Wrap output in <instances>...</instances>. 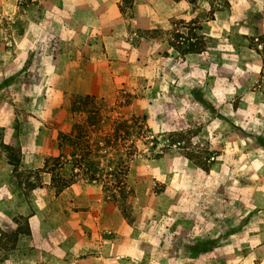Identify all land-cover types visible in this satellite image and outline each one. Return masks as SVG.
Segmentation results:
<instances>
[{
    "label": "rangeland",
    "instance_id": "1",
    "mask_svg": "<svg viewBox=\"0 0 264 264\" xmlns=\"http://www.w3.org/2000/svg\"><path fill=\"white\" fill-rule=\"evenodd\" d=\"M102 1L99 9L130 46L108 68L101 63V77L112 86L104 82L91 96L52 92L48 74L35 69L60 50L61 32L81 25L75 8L57 0H0V188L7 184L16 208L26 205L28 212L5 210L18 227L5 222L0 229L3 259L63 264L61 257L76 256L70 245L98 241L101 233L111 240L125 228L169 245L166 257L141 264H264V9L241 0H206L207 10L204 0H140L139 8L135 0ZM156 5L175 9L166 17L171 28L162 27ZM148 12L160 28L139 24L138 15ZM150 38L164 46L148 53L142 43ZM188 42L201 52L183 54L179 47ZM98 53L101 62L108 56L102 41ZM213 89L232 115L205 98ZM185 104L199 108L180 111ZM194 136H202L195 145ZM25 158L36 161L29 166ZM78 181L98 199L71 204L63 192ZM36 200L45 204L44 219L33 225ZM91 206L107 212L110 223L99 225Z\"/></svg>",
    "mask_w": 264,
    "mask_h": 264
},
{
    "label": "crops",
    "instance_id": "2",
    "mask_svg": "<svg viewBox=\"0 0 264 264\" xmlns=\"http://www.w3.org/2000/svg\"><path fill=\"white\" fill-rule=\"evenodd\" d=\"M63 7H74L75 11L82 17V23L76 26V29L67 30L60 33L59 43L60 50L55 54H46L42 61L35 65V69H44L48 74L46 80H51L49 89L53 92L55 88H62L67 92L77 95H100L102 85L107 83V87H111L110 78L108 76L101 77V63L108 68L116 60L123 59L128 54L129 44L120 38L115 27L114 20L108 19L107 14L99 9L102 0H95L96 7H93L92 0H57ZM105 1V0H104ZM106 3V1H105ZM109 5V4H107ZM98 8V9H97ZM151 12V11H150ZM148 16H140L136 18L139 24L149 30L158 29L159 19L152 21ZM163 23V22H162ZM163 27V26H162ZM100 28V29H99ZM99 29V30H98ZM98 31V34L95 33ZM100 41L104 43L107 58H101L98 53ZM157 44L164 46V41L158 42L153 38L143 40L142 45L148 46L152 51ZM132 47V46H131ZM152 47V48H151ZM86 52V54H85ZM193 54V53H187ZM186 54V55H187ZM38 59L41 55L38 54ZM47 57V58H46ZM128 61H130L128 59ZM149 62V61H148ZM132 65V64H131ZM144 69L151 70L150 64L144 66ZM55 92V91H54ZM35 148H33L34 150ZM27 159V158H25ZM34 158L28 159V165H34ZM10 178V175H8ZM49 178L51 174L48 175ZM6 178H1L3 181ZM82 182H76L71 187H67L63 193L73 198L71 204L75 203V199H94L99 197V192L91 195L90 192L83 191L80 186ZM90 184H85L89 186ZM71 188V189H70ZM90 211L95 213L97 223H110L108 213H104L102 209H95L91 206ZM130 227L126 222H121L119 226ZM124 228V227H123ZM119 232V231H118ZM129 233V232H128ZM169 245L157 243L147 231H142V235H137L132 231V234L127 235V231L119 232L116 238L108 240L104 239L102 233L98 241L87 240L81 244L70 245V252L76 254L74 259H60L63 264H141L142 259L147 258H164L167 256L165 249ZM69 253V251H68ZM68 253L66 255L69 257ZM183 255H190V249L185 248ZM29 262H32L29 260ZM34 263V262H32ZM179 263V262H178Z\"/></svg>",
    "mask_w": 264,
    "mask_h": 264
},
{
    "label": "clouds",
    "instance_id": "3",
    "mask_svg": "<svg viewBox=\"0 0 264 264\" xmlns=\"http://www.w3.org/2000/svg\"><path fill=\"white\" fill-rule=\"evenodd\" d=\"M136 2V6L139 8L141 7L140 5V0H135ZM149 3H153V0H148ZM93 3V7H96L95 4V0H92ZM242 6L243 7H253V10H255L254 6H258L261 9H264V0H252V3H248L246 2V0H241ZM158 12L163 16L164 20H163V27L164 28H171L172 26L170 24H167L166 22V17L172 14V11H174L175 9H172L171 11H164L163 10V6L162 5H156ZM177 7H181V8H187L189 7L188 4L186 3H181L180 5H178ZM201 7L205 10H207L209 8V4L206 2V0H204V2L201 4ZM144 10H147L146 8ZM154 19L156 18L155 15L153 17ZM184 19L187 21L188 19H191V17L189 16H185ZM235 22L234 20L229 21V23H233ZM240 32L246 33L247 32V28L245 27H241L239 29ZM156 47H161V45L157 44ZM169 52L172 51L171 48L168 49ZM234 58V57H233ZM165 63H168L167 61H165ZM256 71H259V69H255ZM8 73H2V75H7ZM191 86V85H189ZM40 88H36L35 89V93L38 95L40 92ZM226 91L228 93H232L234 92V89L229 86ZM23 94V93H22ZM215 97L216 99L213 100L212 98ZM206 99H208L209 101L213 102L217 107H219L220 104H225V97L220 95L215 89H213L211 95L206 96ZM247 99H250V96L246 97ZM230 99V97H229ZM191 108H199V105L197 104H192V105H183V107L180 109V111H184L185 109H191ZM37 115H39V113H37ZM205 116H207V113L204 114ZM224 115L226 116H230L232 115L231 112V104L227 103L225 104V110H224ZM261 115L262 117H264V105L261 106ZM253 126L257 125V124H261V120H253L252 121ZM185 127H187V125H185ZM213 127H221V122L220 121H214L213 122ZM226 127V126H225ZM242 127H244L245 129H248V124H242ZM157 129H154V132ZM151 135V134H150ZM149 137L147 138H150ZM202 138V136H194L192 137V144L195 145L197 144L198 141H200ZM203 139H209V137H203ZM218 139V137H217ZM216 141H213V146H215ZM150 146V145H149ZM204 145L201 144V147H203ZM143 151H147V148H144ZM261 156H264V153L260 154ZM25 163H28V160H25ZM183 163L187 164V161H183ZM237 164V166L239 167V162H234ZM157 179L163 180V176L162 175H157ZM36 193H34L35 195ZM36 208H37V212H36V216L32 217L31 223L33 225H35L38 221L37 218H39L40 220L44 219V215L41 211L45 208V204L40 201V200H36L35 202ZM11 208V209H15V212H19L22 215H27V206L25 205L24 207H20V208H16V198L15 196L9 191V188L7 186V184H5L2 188H0V229L4 228V224L5 222H7L8 225L11 226V228L14 230L18 227L17 224L13 223L10 216L5 215V210ZM15 212H13V214H15ZM165 223H168V221H165ZM208 228H211L212 225L208 224L207 225ZM0 264H17V262L12 258L9 257L8 259H3V253H0ZM38 264V262H37Z\"/></svg>",
    "mask_w": 264,
    "mask_h": 264
},
{
    "label": "trees",
    "instance_id": "4",
    "mask_svg": "<svg viewBox=\"0 0 264 264\" xmlns=\"http://www.w3.org/2000/svg\"><path fill=\"white\" fill-rule=\"evenodd\" d=\"M179 49L182 51L183 54L198 53L202 50V48L197 46V43L194 42H188L184 48L179 47ZM116 129L118 130L119 128L117 127Z\"/></svg>",
    "mask_w": 264,
    "mask_h": 264
}]
</instances>
